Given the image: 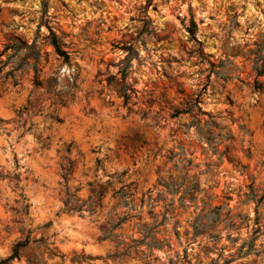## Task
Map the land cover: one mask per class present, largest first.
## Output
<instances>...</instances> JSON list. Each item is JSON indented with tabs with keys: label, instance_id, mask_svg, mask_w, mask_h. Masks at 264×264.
Returning <instances> with one entry per match:
<instances>
[{
	"label": "rangeland",
	"instance_id": "obj_1",
	"mask_svg": "<svg viewBox=\"0 0 264 264\" xmlns=\"http://www.w3.org/2000/svg\"><path fill=\"white\" fill-rule=\"evenodd\" d=\"M43 1L68 61L45 42ZM192 18L200 45L187 31ZM144 19L155 30L147 39ZM11 39H37L43 85H33V71L18 86L1 78L7 67L0 75V262L28 238L8 264H146L114 259L117 243L141 239L138 227L161 222L171 203L157 236L171 248L155 251L149 264H187L176 262L185 248L191 264H207L222 246L224 256L233 252L227 235L244 237L246 229L217 223L218 209L221 219L226 205L253 219L248 188L264 190V76L255 70L264 60V0H0V52ZM131 44L141 61L132 62L127 84L136 94L125 105L119 69ZM199 94L215 134L229 138L219 147L231 145L221 163L196 126L187 129L191 116H172ZM236 163L246 166L243 174ZM171 177L194 183V199L184 187L172 194L160 185ZM121 189L133 194L134 211ZM129 213L140 219L115 229L117 240H101ZM200 221L218 224V244L206 234L193 239Z\"/></svg>",
	"mask_w": 264,
	"mask_h": 264
},
{
	"label": "trees",
	"instance_id": "obj_2",
	"mask_svg": "<svg viewBox=\"0 0 264 264\" xmlns=\"http://www.w3.org/2000/svg\"><path fill=\"white\" fill-rule=\"evenodd\" d=\"M143 21L145 26L143 27L140 36H143L145 39H147L151 35L155 34V30L152 27V22L149 19H144ZM42 23L47 26L49 31L48 36L45 37V42L53 47L55 53L60 58L68 61L69 53L65 50L64 44L60 37H58L54 29L49 25L50 20L47 15L46 1H43L42 4ZM187 31L191 39L200 45V42L197 39L198 24L195 22L194 18L191 19L190 27L187 28ZM140 41L143 44L145 43V40H139V38L135 39V42ZM124 50H126L128 54L120 62L121 68L119 69V74L121 75V80L118 91L123 98L124 104L127 105L131 102L132 97L136 94L133 86L127 84L129 72L132 70L133 60L140 62L141 57L138 50L134 47V44L125 46ZM7 53H9V55L0 67V75H2V72L6 67L8 68V71L3 74L1 77L2 79L7 80L8 78H11L13 85L18 86L22 76L29 71H33V85L37 88L42 87L43 82L40 80L42 53L40 48L37 46V39L31 43L11 39L0 52V58ZM258 62H256V64ZM255 70L257 71L258 76H264V60H262V64L260 66H256ZM256 89L258 91H262L263 87L261 85H256ZM200 96L201 94H199V96L194 100L185 101L183 108L174 110L172 116H191L192 120L186 126L187 129H190L193 125H195L198 130L199 142H204L207 144V150L211 151L212 155H218V162L221 163L223 158L227 157V155L230 153L231 145H226L225 150L222 152L219 151V147L223 145L225 141H228L229 138H226L221 134H215V130L218 128V125L213 120V116L204 112L199 106ZM203 116H208L209 120L199 119ZM231 161L234 162L233 160ZM234 168L241 174L246 171V166L240 163L234 164ZM175 182L176 179L171 177L169 181L163 179L160 180V185L172 194H174L176 190L182 189L184 187V193L191 194V200L194 199L193 196L198 191V188L195 187L194 183L187 186L185 184V180L183 184L180 183L177 185ZM118 196L121 200H123V204L128 207V211L135 210V206L132 205V193L121 189L118 192ZM246 198L247 201H251L255 204V216L253 219L240 213H233V209L229 208L227 205V210L223 214L224 218L221 219L222 214H220V210L222 207L218 209L216 214L217 223H227V228L234 231H239L243 227L246 229V234L244 237H242L240 234L237 236L228 234L227 239L230 241V248L233 249V252L229 253L227 256H224V250L227 247L222 246L220 247L216 258H210L208 254L206 255V257L209 259L207 264H264V240H262V237H264V213L260 212V209L264 208V190H262L261 195H258L257 190L253 187L252 183L248 188ZM144 203L150 204L151 196H148L147 200L142 198L140 201V207H142ZM83 206L78 207L76 211L81 212ZM171 206L172 203L164 207L165 210L162 213L161 222L158 223L156 217L155 222L151 227H138V231L141 234V239H131L128 244L123 240L119 241L117 246L120 247L121 250L117 252L113 258L121 260L125 257L135 256L144 260L146 264H149L152 259L157 261L158 258L155 256V251L163 250L166 247L167 249L171 248L167 239L157 238V236L160 234L158 228L161 227L167 220V213L170 211ZM132 218L140 219L138 215L132 216L130 213L119 218L117 222L111 224L108 230H103L101 240H117L120 236L114 234L113 231L120 228L125 221ZM250 222H252V226ZM217 225L218 224L210 226L208 224H203L202 221L192 224L193 239L206 234L212 243L215 245L218 244L222 238L221 234L220 232L213 233L217 231ZM185 234L187 235V232ZM28 244L29 240L27 238L23 243H19L16 246L14 254L8 260L2 261L0 264H8V262L17 258L20 250L25 248ZM142 247L145 248L142 249ZM169 261L171 264L173 263V259H170ZM176 262H185L187 264H191L190 261L187 260V248L184 249V254L181 259L176 256Z\"/></svg>",
	"mask_w": 264,
	"mask_h": 264
}]
</instances>
